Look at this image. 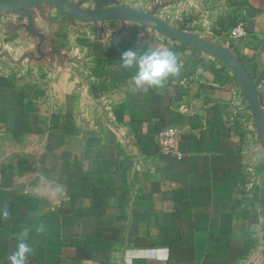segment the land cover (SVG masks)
Wrapping results in <instances>:
<instances>
[{"label":"crops","instance_id":"crops-1","mask_svg":"<svg viewBox=\"0 0 264 264\" xmlns=\"http://www.w3.org/2000/svg\"><path fill=\"white\" fill-rule=\"evenodd\" d=\"M171 2L243 72L135 23L78 33L55 15L27 43L0 19V264L22 233L27 264H123L155 246L168 264H264V149L240 83L259 82L264 125V0ZM165 47L181 72L161 89L120 68L125 50ZM168 127L178 159L157 143Z\"/></svg>","mask_w":264,"mask_h":264},{"label":"rangeland","instance_id":"rangeland-1","mask_svg":"<svg viewBox=\"0 0 264 264\" xmlns=\"http://www.w3.org/2000/svg\"><path fill=\"white\" fill-rule=\"evenodd\" d=\"M66 4L79 9L82 12H97L98 10H105L109 8L121 7L136 12L142 13L150 19L164 25L172 30L185 31L192 36H197L193 29L188 28L192 24L184 11L180 10L178 3H168V0H63ZM16 11L0 12V19L3 22L12 26L19 38L22 35L24 42L30 40H39L43 37L42 31L46 29L50 19H54L55 15H59L64 20H68L73 26L74 32H85L90 34L102 33L106 26L111 22L113 24L122 23L120 20H85L70 17L61 13L58 9L48 6L46 4L26 3L18 6ZM125 17V15H121ZM128 23H135L140 28L149 31L154 36L160 38L165 37L158 34L156 31L143 26L140 22L128 19L124 21ZM2 22L0 21V26ZM114 26V25H112ZM169 40V39H168Z\"/></svg>","mask_w":264,"mask_h":264},{"label":"clouds","instance_id":"clouds-1","mask_svg":"<svg viewBox=\"0 0 264 264\" xmlns=\"http://www.w3.org/2000/svg\"><path fill=\"white\" fill-rule=\"evenodd\" d=\"M120 68L129 72L137 88L161 89L166 82L179 76L181 64L177 54L170 48H151L144 50L128 49L120 56ZM8 210L0 209V218L7 219ZM33 247L27 242L26 235L17 238L15 250L8 257L9 264H27L33 254ZM170 249L166 246L146 248L129 247L123 253V264H168Z\"/></svg>","mask_w":264,"mask_h":264},{"label":"water","instance_id":"water-1","mask_svg":"<svg viewBox=\"0 0 264 264\" xmlns=\"http://www.w3.org/2000/svg\"><path fill=\"white\" fill-rule=\"evenodd\" d=\"M26 3L46 4L58 9L65 15L79 19L81 21L115 19L124 22L128 21V19H131L136 22H140L143 26L156 31L166 39L180 42L201 51L209 52L226 61L236 72H243V69L238 64V62L221 46L201 39L197 36H192L185 31L169 29L164 25L159 24L158 22L143 15L142 13L126 8L115 7L105 10H98L97 12H82L79 9L66 4L63 0H0V12H9L11 10L16 11V7L22 6ZM121 15H125V17H122ZM240 83L248 93L247 98L249 109L252 114L257 134L264 149V125L261 116V103L259 94L256 91L259 82L252 83L244 75V77H240Z\"/></svg>","mask_w":264,"mask_h":264},{"label":"built area","instance_id":"built-area-1","mask_svg":"<svg viewBox=\"0 0 264 264\" xmlns=\"http://www.w3.org/2000/svg\"><path fill=\"white\" fill-rule=\"evenodd\" d=\"M244 36V30L242 23H238L232 30H230L226 37L231 41L239 40ZM177 139L178 131L176 128L168 127L160 132L157 137V143L160 148V152L171 158H180L181 154L177 151ZM251 263V262H250ZM247 263V264H250ZM252 262L251 264H255Z\"/></svg>","mask_w":264,"mask_h":264}]
</instances>
